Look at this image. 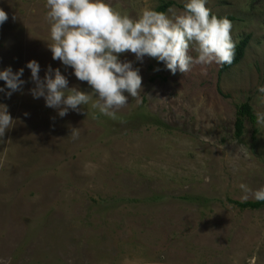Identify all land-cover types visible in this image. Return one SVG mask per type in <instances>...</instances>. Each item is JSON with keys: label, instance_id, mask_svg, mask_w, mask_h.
Segmentation results:
<instances>
[{"label": "rangeland", "instance_id": "374dc122", "mask_svg": "<svg viewBox=\"0 0 264 264\" xmlns=\"http://www.w3.org/2000/svg\"><path fill=\"white\" fill-rule=\"evenodd\" d=\"M168 1L170 18L183 11L185 0H109L133 17ZM205 6L231 21L235 45L247 40L236 65L172 74L124 53L141 89L116 118L91 102L61 118L29 94L25 64L38 62L41 79L50 66L68 87H90L51 59L45 0H0V70L23 68L25 82L0 93L13 119L0 137V264H264V206L230 202H257L242 200L239 185H264V127L254 119L234 130L240 105L264 111V0Z\"/></svg>", "mask_w": 264, "mask_h": 264}, {"label": "clouds", "instance_id": "9594fccd", "mask_svg": "<svg viewBox=\"0 0 264 264\" xmlns=\"http://www.w3.org/2000/svg\"><path fill=\"white\" fill-rule=\"evenodd\" d=\"M207 2L185 0L183 11L170 18L150 8L133 17L115 10L109 0H45L51 59L71 68L76 80L86 82L91 91L68 87L66 76L50 66L41 79L38 62L30 60L24 66L35 85L29 94L33 99L43 98L45 107L55 110L61 118L91 102L101 115L115 119L117 111L127 105V98L136 97L141 89L139 69L131 61H121L124 53L133 54L139 62L144 57L153 58L172 74L188 72L193 64L230 65L236 47L230 35L232 23L211 14L205 6ZM7 20V14L0 10V25ZM190 47L195 57L189 55ZM23 71L21 68L13 72L11 67L0 70L4 85L0 93L10 97L18 92L25 83L21 79ZM257 92L264 105V86H258ZM254 116L256 124L264 127V111H256ZM12 124L7 106L0 103V137ZM239 188L242 200L251 196L264 202V185L254 191L245 184ZM256 260L252 256L248 264H256Z\"/></svg>", "mask_w": 264, "mask_h": 264}, {"label": "trees", "instance_id": "16d2710c", "mask_svg": "<svg viewBox=\"0 0 264 264\" xmlns=\"http://www.w3.org/2000/svg\"><path fill=\"white\" fill-rule=\"evenodd\" d=\"M173 2H162L158 7L154 10L158 12H166L171 6H173ZM247 45V40H241L235 47V57L233 62L230 65L219 66L218 74H222L223 72L230 69L232 66L236 65L241 58L243 57L244 49ZM254 116L251 112V109L248 104H242L239 106L236 112V118L234 123L235 136L239 137L242 133L243 121L248 120L250 123H254ZM232 204L237 205L240 209H259L264 206V202H236L230 201Z\"/></svg>", "mask_w": 264, "mask_h": 264}]
</instances>
